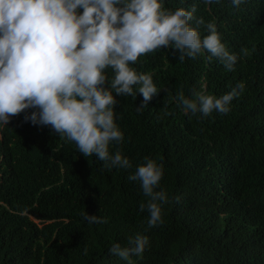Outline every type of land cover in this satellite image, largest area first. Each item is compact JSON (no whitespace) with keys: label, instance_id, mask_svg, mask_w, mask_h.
<instances>
[{"label":"trees","instance_id":"1","mask_svg":"<svg viewBox=\"0 0 264 264\" xmlns=\"http://www.w3.org/2000/svg\"><path fill=\"white\" fill-rule=\"evenodd\" d=\"M162 3L171 11L195 4V16L214 23L240 57L235 70L206 53L181 62L171 48L139 57L131 67L160 91L141 112L139 92L115 97L124 140L109 152L126 156L129 169L106 167L50 127L26 122L35 109L0 125V264H129L109 248L137 234L149 247L131 264H264V0L239 8L231 0ZM199 31L208 34L203 25ZM106 75L110 84V68ZM239 82L245 90L227 115L185 114L176 99L193 88L219 98ZM145 157L163 164L157 190L169 198L153 228L139 211L147 198L128 179ZM84 211L108 222L89 224Z\"/></svg>","mask_w":264,"mask_h":264},{"label":"clouds","instance_id":"2","mask_svg":"<svg viewBox=\"0 0 264 264\" xmlns=\"http://www.w3.org/2000/svg\"><path fill=\"white\" fill-rule=\"evenodd\" d=\"M203 2L211 5L221 0ZM244 2L231 0L236 8ZM196 11L195 4L171 11L162 0H0V125L35 109L25 115L26 122L50 127L74 142L85 157L94 155L106 167L131 168L120 151L109 152L111 143L124 140L115 123V97L139 92L143 100L136 110L141 112L160 91L150 74L138 73L131 65L162 48H171L181 62L206 53L209 59H219L227 71H234L240 59L221 42L216 25L197 18ZM201 25L208 33L203 37ZM248 54L242 50L243 56ZM244 90L245 84L239 82L217 98L193 88L190 97L181 91L176 99L185 114L227 115ZM144 161L128 179L138 182L147 198L139 211H147V227L153 228L163 223L162 210L169 198L157 190L163 164L148 157ZM82 215L89 224L108 222L85 211ZM148 247V237L137 234L128 238L126 246L113 243L109 253L131 264L130 257L142 258Z\"/></svg>","mask_w":264,"mask_h":264}]
</instances>
